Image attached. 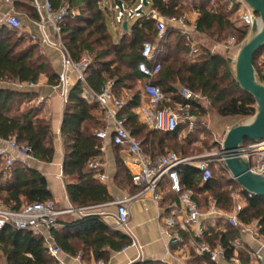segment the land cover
I'll return each mask as SVG.
<instances>
[{
  "label": "trees",
  "instance_id": "obj_1",
  "mask_svg": "<svg viewBox=\"0 0 264 264\" xmlns=\"http://www.w3.org/2000/svg\"><path fill=\"white\" fill-rule=\"evenodd\" d=\"M13 1L16 10L23 9L31 19L36 22L40 20L37 10L31 5L34 0H28L29 4L26 5L18 0ZM48 1L54 11H58L63 5L69 7L62 40L72 59L79 61L84 55H88L97 60V64L86 73L88 86L99 92L111 79L115 83V94L118 87L134 92L119 116L136 139H143L140 141L144 151L153 156L165 155L169 153H165V149L177 147L174 141L179 137L180 129L173 134L152 131L140 121L138 115L144 97L143 88L147 83L139 72L138 65L142 60L144 43H154L158 39V20L150 17L149 13L145 14L143 10L144 14L139 16L137 24L128 33L123 32L116 41L108 29L107 12L102 0ZM149 1L150 10L155 11L160 18L180 17L188 7L184 0ZM209 2L210 0L193 7L198 14L196 24L199 31L211 34L216 28L223 30L231 27L226 13L209 9ZM18 34L6 27L0 28V83L37 84L41 76L46 74L50 84L57 86L59 77L52 73L39 46L29 44L23 47L28 39ZM167 34V42L162 44L163 49L158 54L162 69L153 80L167 96V106L175 107L181 103L179 87H186L207 97L210 106L221 117L251 118L256 115L255 100L235 81L229 60L209 50L192 58L189 46L177 32L169 31ZM247 34L241 33L240 43H243ZM257 57L254 63L256 77L264 84V72L256 65ZM83 92L82 83L71 88L61 127L65 154L63 176L67 181L68 198L75 209L113 202L108 188L95 178L96 173L89 167L90 163L102 156V143L95 134L98 129L103 128V123L95 115L101 108L84 101ZM35 97L36 94L30 90L0 89V140H16L20 145L29 146L36 160L52 163L56 153L52 127L48 120L40 118L41 106L32 105L20 111L24 103H29ZM197 112L205 113L203 105L193 104L191 114ZM249 143L252 142L246 141L244 145ZM1 165L0 161V206L19 211L28 205L53 202L48 181L41 172L20 161L11 168H1ZM211 170V180L203 183L201 172L197 168L182 166L180 176L183 187L193 192V198L203 212L209 199H214L218 208L225 213H232L237 201H243L244 207L238 216L240 224L242 227L255 224L257 238L264 244V198L242 191L224 165L219 175L213 172L212 166ZM80 224L84 226L80 239L85 247L92 250L97 261H107L111 251L120 252L132 244L130 238L114 232L98 215H87L70 226ZM217 224V227L208 225L206 241L212 246L221 245L226 250L227 257L231 258L232 243L241 238V229L232 228L224 219H220ZM51 232L57 245L65 252H71V246L67 244L68 238L56 232L55 228ZM239 255L244 264L253 262L246 251H240ZM0 256L3 257L4 264H59L49 255L42 235L32 230L19 231L9 226L0 231ZM195 258L196 264H206L203 258Z\"/></svg>",
  "mask_w": 264,
  "mask_h": 264
},
{
  "label": "built area",
  "instance_id": "obj_2",
  "mask_svg": "<svg viewBox=\"0 0 264 264\" xmlns=\"http://www.w3.org/2000/svg\"><path fill=\"white\" fill-rule=\"evenodd\" d=\"M116 1H122L123 3L122 11L115 16V21L121 25V28L126 16L130 19L139 17L138 11L140 9L144 10L141 1H139L137 7L129 8L128 10L125 9L123 0ZM228 1L231 4L230 11L234 9L235 13L240 15L241 24L249 31L254 22L261 24L259 15L244 0ZM5 2L12 5L11 0H5ZM35 7L38 14L40 13V20L37 23L39 34L31 35L30 41L33 44L48 45L61 51L63 56L62 71L55 89L62 101L67 104L71 88L77 83H82L84 86L83 100L89 104H97L104 112V118L107 123L105 129L96 132V138L101 141L110 140L114 146L121 148L126 153L124 163L130 169L132 183L138 188L139 192L133 198L116 200L110 203V206L116 209L112 216L115 225L118 228H124L129 223L130 213L127 204L130 201L148 197L154 203H159L163 198V184L167 180L170 183V190L179 197L180 209L164 217L160 222L159 226L164 235L168 236L170 232H185L188 237V247L192 249L195 256L203 258L206 264H244L239 255L240 251H246L251 257L253 264H260L261 256L258 253L264 248V244L260 243L257 238V226L242 227L238 218L239 213L243 210L244 202L238 200L234 211L225 213L218 208L214 199H209L207 208L203 212L198 202L194 200L193 192L186 190L182 185L180 168L185 165L197 168L201 172L203 183L210 181L213 162L211 158L215 157V155L192 158L182 157L176 152L156 156L145 152L142 142L127 130L124 120L119 116L125 104L115 94L114 81L107 82L99 92L90 88L86 82V73L93 64L92 58L84 55L79 61H75L64 46L62 32L64 22L69 14L68 5H63L58 11H54L47 0L41 7L35 2ZM42 10L44 16L41 14ZM149 16L158 20L156 28L159 44L167 42V33L169 31H175L189 46L192 58L200 55L199 36L202 33L199 31L196 21H191L185 15L173 18H160L155 11L151 12ZM46 23L53 27L56 35L55 40H51L47 36L45 32ZM2 27L14 32L22 31L23 22L13 7L8 13L0 15V28ZM161 50L157 49V46L152 42L144 43L142 48V60L138 68L147 83L143 88L145 102L138 109L139 119L152 131L162 134H173L180 129L182 124L193 130L194 118L191 116L193 104L203 105L204 103H209V101L202 93H196L184 87L179 91L182 102L175 107L167 106L169 103L167 96L159 86L153 83V80L162 69L158 59V54ZM11 85L17 90H31L37 87L35 83H14ZM240 155L248 160L252 173L264 175V140L244 145L240 150ZM224 158L225 156L222 154L219 160L223 165ZM31 160H35L32 149L29 146L20 145L16 140H9L0 148V161L5 168H11L17 161L26 164ZM89 167L96 173L95 178L99 182L105 183L107 181L106 175L101 171L99 162L94 161L90 163ZM96 208L98 206L81 208L77 211L85 214ZM72 212L73 210H58L54 202L28 205L19 211H12L5 206H0V231L9 226L19 231L32 230L39 234L42 227L51 230L58 226L57 221L61 216ZM220 219H224L232 228L241 229V232L245 231L248 233L259 244L258 249L251 250L241 238H237L232 243L233 256L228 258L226 250L221 245H210L206 241L209 227L206 221L215 222V225L213 224L211 227H216V223ZM131 246H136V243L132 241ZM45 247L49 255L62 264V249L53 241L45 242ZM172 247L180 251L186 246L182 244L179 237H170L166 256L159 264H168L167 260L172 256ZM179 264H186V262L180 261Z\"/></svg>",
  "mask_w": 264,
  "mask_h": 264
},
{
  "label": "crops",
  "instance_id": "obj_3",
  "mask_svg": "<svg viewBox=\"0 0 264 264\" xmlns=\"http://www.w3.org/2000/svg\"><path fill=\"white\" fill-rule=\"evenodd\" d=\"M11 1L12 5L6 3L5 0H0V15L8 13L12 7L15 9L14 1ZM18 1L24 5L29 4L27 0ZM46 1L47 0H34L31 5L36 9L35 2L41 7ZM114 3L116 9V0ZM138 5L139 3L133 7L130 6V8L133 9ZM15 12H17L16 9ZM151 12L152 11L150 10L149 14ZM109 13L111 14V11H109ZM41 14L44 16L43 10ZM113 14L114 18L116 15H118L115 14V12ZM21 15L24 16V20L21 19L24 27L22 31H19V35L27 37L30 45L39 46L40 52L44 57H46L50 64L52 73L59 77L62 71L63 56L61 51L48 45L33 44L29 39L31 35L39 34L37 26L38 22L31 19L26 14ZM197 18L198 14L195 12L193 14V18H191V21H196ZM45 32L51 40H55L56 35L53 27L50 24L46 23ZM123 32L124 31L121 28L118 40L122 36ZM199 45L201 48L202 44L200 39ZM140 84H142L141 81ZM5 88L17 90L13 85L0 83V89ZM30 91L34 92L36 97L29 103H24L20 107V111H23L26 107H29L35 103L41 106L40 118L48 120L51 124L56 153L52 163H44L35 159L28 161L26 164L29 167L41 172L46 177L49 189L53 195V202L58 210H73L72 213L61 216L58 221V226L55 227L56 232H59L62 236L68 238L67 244L71 246V252H65L61 248L63 251L61 258L62 264H159V262L166 256L170 237H179L182 244L186 247L180 251L175 249V247H172V256L168 258L167 263L179 264L181 261L186 262V264H196L195 254L192 252V249L188 247V237L185 232H170L168 236H166L160 229L159 224L162 219L180 209L179 197L170 190V183L167 180L163 184V198L159 203H154L147 197L130 201L127 204L130 213V220L124 228H118L115 225L112 216L116 209L115 207L110 206V203L98 206V208L85 214L79 213L77 211L78 209H75L72 206L67 194V181L63 176V162L65 154L61 136V127L64 119L66 104L62 101L59 93L55 89V86L50 84L49 77L46 74L41 76L39 82L37 83V87L31 89ZM116 92L119 98L127 99L126 105L134 95L132 90L125 87L116 88ZM143 102H145L144 97L142 99V103ZM95 115H97L103 123V128L98 129L97 131L105 129L107 127V123L104 118V112L99 109L95 112ZM6 142L7 141L0 140V148L3 147ZM101 143L102 156L96 161L99 162L101 165V171L107 177V181L102 184L108 188L109 194L113 198V201L133 198L137 195L139 190L133 185L131 171L124 163L126 153L121 148L114 146L110 140L101 141ZM90 214L100 216L102 222L105 225L110 227L114 232H119L130 238L131 241L136 243V246L130 245L120 252L111 251L110 257L107 261L95 260L92 250L88 247H85L82 240L80 239L82 236L80 232L84 226L82 227L81 224L80 226H70L71 223L80 221ZM206 222H208L207 225L209 226H213V224L215 225V222L213 221ZM39 234L44 237L46 243L53 241L57 245L51 230L42 227ZM241 239L251 250L258 249L259 244L256 243L245 231H242Z\"/></svg>",
  "mask_w": 264,
  "mask_h": 264
},
{
  "label": "rangeland",
  "instance_id": "obj_4",
  "mask_svg": "<svg viewBox=\"0 0 264 264\" xmlns=\"http://www.w3.org/2000/svg\"><path fill=\"white\" fill-rule=\"evenodd\" d=\"M28 1V0H27ZM103 1V8L107 12V26L110 31V34L112 37L117 41L119 37V32L121 30V25L117 24L114 18V12L115 14H118L121 10L115 9V0H102ZM124 1V7L126 10L130 8V6H136L139 1L136 0H123ZM205 1L209 0H184V3L186 7L182 11V15L187 16L190 20L193 18V14L195 13L193 7L199 5L200 3H203ZM148 3L150 4V1L148 0ZM209 9L213 8L217 11H223L227 15V19L232 24L231 27H228L226 29H219L216 28L211 34H204L202 33L201 36H199L200 42L202 44L201 46V54L204 53L205 50H209L213 54H217L222 56L223 58L227 60H231L232 63L230 64V68L234 74V68H235V60L238 55V52L244 42L248 39L250 35L249 29L244 27L240 22V15L235 13V10L233 9L230 11V2L228 0H210L208 3ZM111 11V14L109 13ZM150 11V6L144 7V13L148 14ZM17 15L20 19L24 20V16L21 14H25L26 12L23 9L17 10ZM77 14L78 11H75ZM139 21V17H134L130 19L128 16L125 17V22H128L129 28L132 29L137 22ZM247 32V37L243 41V43H240L239 41L241 39V33ZM20 33V32H18ZM19 36V34H18ZM17 36V37H18ZM16 37V39H17ZM154 44L157 46V49L161 50L163 49L162 44L158 43V39L154 41ZM29 45V41L23 45V47H26ZM93 60V64L91 67L95 66L97 63V60H95L94 56H91ZM264 50L259 52V55L256 60V65L262 69L264 72ZM109 81H112L109 79ZM181 90L182 87H179ZM126 106L127 99L121 98ZM33 106H40L35 104H32ZM31 105V106H32ZM203 108L205 109L204 114H199L198 112L196 114H191V116L194 118V126L193 130H190L187 125L182 124L180 127V133L179 137L174 141L178 146L172 147L169 149H165V153L167 152H177L182 156H188V157H204L207 155H215V157H212V168L213 172L215 174L219 175V171L222 169L223 164L219 162V160L222 157V148L223 143L226 138V134L234 124H245L252 120L251 118H241V117H230V118H224L221 117L218 113V111L210 106V103H204ZM151 131V130H148ZM187 138V140H186ZM140 140L143 141L142 138ZM172 142V141H171ZM172 145L174 143H171ZM1 168H5V166L1 165ZM229 176L231 177L230 173L228 172ZM107 214V213H106ZM255 225V224H254ZM254 227L253 225H251ZM3 257L0 256V264H3ZM253 264V262L251 263Z\"/></svg>",
  "mask_w": 264,
  "mask_h": 264
},
{
  "label": "water",
  "instance_id": "obj_5",
  "mask_svg": "<svg viewBox=\"0 0 264 264\" xmlns=\"http://www.w3.org/2000/svg\"><path fill=\"white\" fill-rule=\"evenodd\" d=\"M141 1L143 7H148V0ZM245 3L261 19V24L254 22L250 29V35L240 48L235 60L234 79L241 89L249 94L256 103V115L245 124H234L226 134L223 143L222 154L224 166L230 173L232 180L236 181L242 191L249 195L264 198V175H257L250 171V165L246 158L240 155L246 141L258 143L264 140V84L256 77L255 59L264 49V0H244ZM117 7L122 11V1H116ZM142 16V9L138 11ZM125 33L129 32L128 22L122 25ZM230 64L232 63L229 60ZM261 263L264 264V248L258 253Z\"/></svg>",
  "mask_w": 264,
  "mask_h": 264
}]
</instances>
